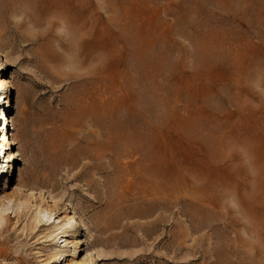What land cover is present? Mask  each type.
<instances>
[{"label":"rangeland","instance_id":"1","mask_svg":"<svg viewBox=\"0 0 264 264\" xmlns=\"http://www.w3.org/2000/svg\"><path fill=\"white\" fill-rule=\"evenodd\" d=\"M4 79L0 264H264V0H0Z\"/></svg>","mask_w":264,"mask_h":264},{"label":"bare ground","instance_id":"2","mask_svg":"<svg viewBox=\"0 0 264 264\" xmlns=\"http://www.w3.org/2000/svg\"><path fill=\"white\" fill-rule=\"evenodd\" d=\"M6 83L7 82H5V79L2 80V81L0 80V88H2L3 86H6ZM0 119H3V120L5 119L6 120V116L0 114ZM69 224H71V227L74 228L76 226V224H77V220L74 219L72 222L69 221Z\"/></svg>","mask_w":264,"mask_h":264}]
</instances>
